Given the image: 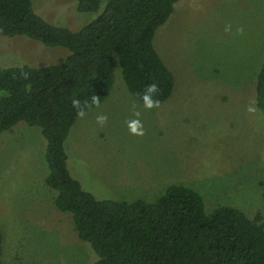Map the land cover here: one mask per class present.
Listing matches in <instances>:
<instances>
[{
	"label": "rangeland",
	"instance_id": "374dc122",
	"mask_svg": "<svg viewBox=\"0 0 264 264\" xmlns=\"http://www.w3.org/2000/svg\"><path fill=\"white\" fill-rule=\"evenodd\" d=\"M31 2L45 21L71 31L96 17L78 13L74 0ZM153 44L173 76L170 97L145 108L115 66L112 90L76 120L65 141L72 177L97 199L127 202H152L168 186L182 185L201 196L206 214L226 206L264 221V119L254 90L264 63V0H179ZM66 55L25 37L0 36L4 68L55 65ZM99 115L107 116L103 125ZM136 119L143 136L129 131ZM44 149L37 127L19 123L0 134L1 259L92 264L94 253L78 239L70 215L54 207Z\"/></svg>",
	"mask_w": 264,
	"mask_h": 264
},
{
	"label": "trees",
	"instance_id": "16d2710c",
	"mask_svg": "<svg viewBox=\"0 0 264 264\" xmlns=\"http://www.w3.org/2000/svg\"><path fill=\"white\" fill-rule=\"evenodd\" d=\"M74 1L78 13L96 14L78 31L48 23L31 0H0V36L67 51L55 65L0 66V134L19 123L40 129L45 185L54 192V207L70 215L78 239L92 249V264H264L259 214L249 218L226 206L206 214L201 196L182 185L168 186L152 202L97 199L72 177L65 141L79 118L73 98L88 105L97 95L102 104L115 83V66L139 102L153 83L160 90L153 99L170 97L173 76L153 39L179 0ZM254 90L264 119V63ZM2 236L0 230V264Z\"/></svg>",
	"mask_w": 264,
	"mask_h": 264
},
{
	"label": "clouds",
	"instance_id": "9594fccd",
	"mask_svg": "<svg viewBox=\"0 0 264 264\" xmlns=\"http://www.w3.org/2000/svg\"><path fill=\"white\" fill-rule=\"evenodd\" d=\"M231 26L228 25L225 27V31H230ZM238 34H243V28H238L237 29ZM159 88L157 84L153 83L147 86L146 92L142 96V100L144 103V107L151 109V108H158L160 106V101L158 99H153L154 94L159 93ZM72 107L77 110V115L81 118H83L86 115V108H90L91 106H96L99 107L100 105V98L97 95H93L91 97L90 104L88 105H82L81 101L78 98H73L72 101ZM251 111V109H250ZM138 116L139 113H136ZM97 123L100 125H103L104 123L107 122V116L106 115H99L96 118ZM128 128L131 134L137 135V136H143L144 135V129H143V124L139 119L136 120H131L128 122Z\"/></svg>",
	"mask_w": 264,
	"mask_h": 264
}]
</instances>
